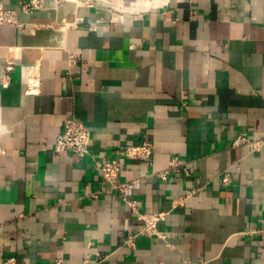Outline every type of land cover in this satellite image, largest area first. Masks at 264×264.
Here are the masks:
<instances>
[{
  "label": "crops",
  "instance_id": "0c3cea01",
  "mask_svg": "<svg viewBox=\"0 0 264 264\" xmlns=\"http://www.w3.org/2000/svg\"><path fill=\"white\" fill-rule=\"evenodd\" d=\"M21 1L0 0L22 23L0 25V264H82L95 251L104 264H264L252 232L264 230V144L232 145L264 137V0H146L134 11L44 0L32 14ZM67 115L90 131L81 159L53 152ZM143 138L152 167L120 158L119 180L141 211L165 212L166 239L137 234L129 247L141 221L94 162ZM172 156L187 173L161 181Z\"/></svg>",
  "mask_w": 264,
  "mask_h": 264
},
{
  "label": "built area",
  "instance_id": "2783aa9c",
  "mask_svg": "<svg viewBox=\"0 0 264 264\" xmlns=\"http://www.w3.org/2000/svg\"><path fill=\"white\" fill-rule=\"evenodd\" d=\"M112 1V0H110ZM44 7V0H22L19 4V11L25 14H32ZM0 25H12L20 27L22 23L18 20V10L8 8L0 3ZM77 59L75 53L68 54V64L73 65ZM12 57H8L5 61V73L3 75L2 84L8 83L7 73L13 67ZM38 86V79L36 76H31L27 82V93H34ZM90 140V131L88 127L73 115H67L63 118L60 132L54 139L53 152L55 155L61 153H68L77 159H81L88 154V145ZM240 143H249L255 148L264 144V137L256 140H251L246 136H237L232 145ZM153 143L147 138L124 145L116 151L117 156L105 159L96 160L94 162L95 168L99 171L103 181L108 183L109 187L118 192L120 199L125 203L130 211L134 213L141 221L140 229L137 233L127 232L123 237V243L129 247H134V238L137 234L147 236H156L163 240L166 239L165 231L159 228V223L164 219V211L145 212L139 209V201L135 198H130L127 195L129 183L119 180L120 172V158L139 159L143 162L146 168L152 167L153 161ZM184 172L187 173L185 165L179 161L177 156H172L165 169L156 172V176L161 181H166L170 173ZM220 181L227 186L232 183V178L227 170H224L220 175ZM189 191L187 193H191ZM251 232V231H250ZM249 232V233H250ZM254 233L261 234L264 238V230H255ZM107 256L99 251L93 253L86 252L82 257V264H104ZM14 258L7 257L1 264H13ZM55 264H62V259H57Z\"/></svg>",
  "mask_w": 264,
  "mask_h": 264
},
{
  "label": "water",
  "instance_id": "95a60500",
  "mask_svg": "<svg viewBox=\"0 0 264 264\" xmlns=\"http://www.w3.org/2000/svg\"><path fill=\"white\" fill-rule=\"evenodd\" d=\"M83 1H85V2H92V3H98L99 5H102V6H108V7H112V8H114L115 10H120V11H134V10H136V9H142L143 7H148V5H150L151 3H148V2H141V3H138V4H143V6H139V8L138 7H135V4L136 3H134V6H132V7H129V5H127V4H125V5H121V4H119V3H115V4H113L111 1H104V0H83ZM164 1V0H163Z\"/></svg>",
  "mask_w": 264,
  "mask_h": 264
},
{
  "label": "rangeland",
  "instance_id": "374dc122",
  "mask_svg": "<svg viewBox=\"0 0 264 264\" xmlns=\"http://www.w3.org/2000/svg\"><path fill=\"white\" fill-rule=\"evenodd\" d=\"M71 1H75V2L78 3V1H76V0H71ZM141 2L143 3V2H148V1H146V0L144 1V0H143V1H138L137 3H141Z\"/></svg>",
  "mask_w": 264,
  "mask_h": 264
},
{
  "label": "bare ground",
  "instance_id": "6f19581e",
  "mask_svg": "<svg viewBox=\"0 0 264 264\" xmlns=\"http://www.w3.org/2000/svg\"><path fill=\"white\" fill-rule=\"evenodd\" d=\"M76 1H78V3H80V2H81L80 0H76Z\"/></svg>",
  "mask_w": 264,
  "mask_h": 264
}]
</instances>
